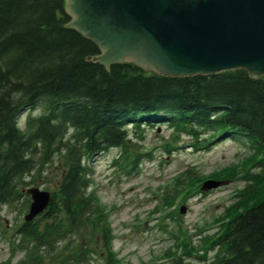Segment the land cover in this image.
Instances as JSON below:
<instances>
[{
	"label": "trees",
	"instance_id": "trees-1",
	"mask_svg": "<svg viewBox=\"0 0 264 264\" xmlns=\"http://www.w3.org/2000/svg\"><path fill=\"white\" fill-rule=\"evenodd\" d=\"M64 4L0 0V206L26 195L22 188L33 182L32 175L57 155L62 173L49 204L17 232L36 248L49 249L50 259L59 264H91L85 234L99 231L108 254L105 264H115L105 212L87 191L88 161L119 146L124 157L130 153L136 158L139 154L128 149L127 125L137 131L142 121L153 118H165L174 130L166 150L183 133L195 148L209 146L221 135H248L264 152V75L254 78L245 68H234L167 76L133 62L106 68L89 59L99 53L97 42L66 26L70 16ZM40 104L43 111L33 115ZM259 164L264 165V156ZM179 175L182 181L188 178L185 186L191 193L204 177ZM234 175L228 168L208 176ZM247 175L252 183L221 216V232L199 246L183 241L184 254L202 258L210 245L219 244L204 264H264V174ZM164 200L171 205L174 197ZM35 260L42 264L40 256ZM161 264L187 263L178 255Z\"/></svg>",
	"mask_w": 264,
	"mask_h": 264
},
{
	"label": "rangeland",
	"instance_id": "rangeland-1",
	"mask_svg": "<svg viewBox=\"0 0 264 264\" xmlns=\"http://www.w3.org/2000/svg\"><path fill=\"white\" fill-rule=\"evenodd\" d=\"M42 111L40 104L32 114L37 115ZM26 114L21 116V126ZM142 122L140 133L131 124L128 125V149L136 147L138 151H147L149 158L139 156L137 162L130 167V157L127 155L123 158V148L113 147L96 154L88 161L90 184L87 191L93 192L105 212L115 264L171 262L178 255L171 259L165 257V252L175 249L177 239L174 237L177 233L180 237L183 236L182 230L186 239L195 243V246H198L202 236H215L220 223L214 219L237 201L236 194L249 180L243 179V175L263 174L262 167L251 166L253 162L248 156L254 152L259 153V158L264 152L260 144L248 135L232 138L224 135L216 137L207 148H195L189 136L180 134L175 139V148L166 150L164 145L174 133L168 122L164 118ZM240 137L248 139H236ZM258 161L259 159L255 162ZM240 162L243 164L238 167ZM247 162L249 163L245 164ZM222 167L237 168L235 172L239 174L234 177L235 180L205 194L186 190L188 178L182 181L179 175L189 169L191 176L206 174L208 177ZM61 173V160L54 155L43 169L32 175L33 182L28 186H39L51 191L57 185ZM164 197L175 199L171 205H167L168 201ZM29 201L30 196L26 194L0 206V264H36V256L42 258V264H59L50 259L49 249L36 248L34 244L21 239L17 232ZM180 204L186 208L183 214L177 213ZM85 236L88 238L91 264H105V256L108 254L102 234L99 231L89 234L87 231ZM217 249L216 244L210 245L203 254L204 258L186 254L182 255V261L187 264H203L213 257ZM202 253L203 250L200 251ZM31 254L35 255L34 260Z\"/></svg>",
	"mask_w": 264,
	"mask_h": 264
},
{
	"label": "water",
	"instance_id": "water-1",
	"mask_svg": "<svg viewBox=\"0 0 264 264\" xmlns=\"http://www.w3.org/2000/svg\"><path fill=\"white\" fill-rule=\"evenodd\" d=\"M64 9L66 26L97 42L99 53L90 59L106 68L133 62L167 76L240 67L252 77L264 74V0H65ZM226 182L206 179L201 189ZM25 191L30 220L48 205L50 192Z\"/></svg>",
	"mask_w": 264,
	"mask_h": 264
}]
</instances>
